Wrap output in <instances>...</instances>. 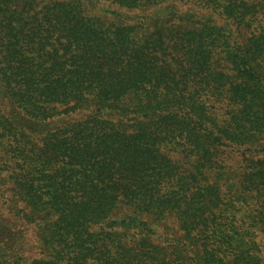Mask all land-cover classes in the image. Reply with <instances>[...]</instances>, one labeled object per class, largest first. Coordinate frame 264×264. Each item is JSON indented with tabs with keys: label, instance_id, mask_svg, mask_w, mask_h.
Wrapping results in <instances>:
<instances>
[{
	"label": "trees",
	"instance_id": "trees-1",
	"mask_svg": "<svg viewBox=\"0 0 264 264\" xmlns=\"http://www.w3.org/2000/svg\"><path fill=\"white\" fill-rule=\"evenodd\" d=\"M0 264H264V0H0Z\"/></svg>",
	"mask_w": 264,
	"mask_h": 264
},
{
	"label": "rangeland",
	"instance_id": "rangeland-1",
	"mask_svg": "<svg viewBox=\"0 0 264 264\" xmlns=\"http://www.w3.org/2000/svg\"><path fill=\"white\" fill-rule=\"evenodd\" d=\"M194 10L195 11H198V12H200V13H203V14H211L210 12V10H207V9H203V8H201V7H199V6H194ZM219 21H220V23H224V21L222 20V19H219ZM244 32V30H242V33Z\"/></svg>",
	"mask_w": 264,
	"mask_h": 264
}]
</instances>
